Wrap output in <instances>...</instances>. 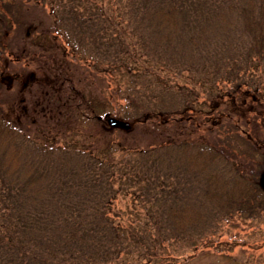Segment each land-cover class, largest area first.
Listing matches in <instances>:
<instances>
[{
  "label": "trees",
  "instance_id": "trees-1",
  "mask_svg": "<svg viewBox=\"0 0 264 264\" xmlns=\"http://www.w3.org/2000/svg\"><path fill=\"white\" fill-rule=\"evenodd\" d=\"M66 1L79 2L83 9L77 6L66 9ZM132 2L0 0V60L8 44L6 38L13 26L20 23L26 8L46 6L55 21L60 19L61 12L76 11L78 13L69 18L77 21L81 30L76 34L72 48L79 46L82 50L79 57L73 51V57L88 62L94 76H99L98 80L104 81L108 76L107 80L111 78L113 83L111 94L105 95L100 91L98 97H91L88 103L85 102L86 113L82 112L84 114L78 122L63 128V132H75V126L86 125L88 130L81 131V140L63 138L64 141L56 145L61 132L57 125L49 123L50 128H37L36 133L41 134L42 140L50 139V142L34 143L29 150L19 144L20 134L26 130L17 121L10 123L5 120L0 99V264H186L190 260L186 251L194 254L199 245L202 249L215 247L209 239L198 238L195 240L198 242L190 239L193 231L202 234L200 224L204 223V216L192 205L172 204V191L162 187L164 180L170 183L171 176L162 175L157 166L156 175H152L153 170L148 165L150 159L171 158L170 152L177 144L184 146V150L188 149L196 131L190 129L178 135L171 133L169 138L160 136L170 129L168 123L172 117L169 116L178 114L187 120L190 108H162L156 103L155 95L181 91L184 89L182 86L188 84L177 81L186 68L172 54L175 51L172 44L179 47L190 43L188 35L184 36L185 41L179 39L177 15L184 1L165 0L158 5L145 3L144 7L142 0ZM127 4L131 6L127 8ZM231 9L237 15L247 43L237 57L230 58L226 54L229 51L224 53L227 56L223 62L227 77L233 79L230 82L242 79L252 64L259 75H264V0H245L241 5H231ZM107 11L114 16L109 18L105 14ZM121 13L129 16L121 19ZM105 21L109 22L108 26L94 25ZM147 23L154 26L148 24L147 35H141L137 30ZM90 26L95 31L82 32ZM55 29L51 31L55 33ZM51 31L46 30L47 45H42L40 51L60 46L57 35H50ZM96 41H100L99 47L104 42L113 48V53L104 52L102 56L95 51H87L90 43ZM61 56L67 59L65 52H61ZM254 76L237 83L229 92L232 97L227 105L235 107L242 119L248 115L242 96L239 104L235 105L233 101L237 100L239 87L244 84L258 89ZM223 98L224 95L219 99L224 101ZM78 99L80 104L85 100L83 96ZM261 100L264 101L263 95L256 97L257 104ZM61 102L56 97L57 106ZM97 103L111 104L110 113L128 119L126 121L131 127L124 131L129 134H135L139 128L159 120L150 126L152 140L146 144L137 140L128 143L120 138L111 141L100 126L105 120L96 112ZM256 116L264 130V115L261 112ZM83 121L87 124H82ZM251 138L248 135L245 140L250 142ZM195 139L200 146L191 155L184 154V162L196 174L204 173L223 156H230L224 148L208 143L206 137ZM251 145L264 159V152H261L263 143ZM58 152L61 154L57 159ZM263 159L256 163L255 170L250 167L248 171L247 166L244 168L246 171L237 168L241 175L233 183L222 182L215 175L206 179L205 195L219 212L227 215L237 211L252 215L264 209ZM138 161H141L139 166ZM144 189L149 190L150 196ZM119 195L130 196L132 204L140 203L142 207L138 211L117 209L115 202ZM159 199H162L160 208L152 209L150 206L153 207ZM162 202L167 203L161 205ZM176 240L183 246L181 249H176Z\"/></svg>",
  "mask_w": 264,
  "mask_h": 264
},
{
  "label": "rangeland",
  "instance_id": "rangeland-1",
  "mask_svg": "<svg viewBox=\"0 0 264 264\" xmlns=\"http://www.w3.org/2000/svg\"><path fill=\"white\" fill-rule=\"evenodd\" d=\"M135 1L133 0L132 4ZM164 1L142 0V4L144 7L145 3L158 5ZM183 1V6L177 15L180 25L179 39L185 41L184 36L188 35L190 43L179 47L172 44L175 50L172 54L186 68L177 81L180 84H188L186 87L182 86L184 89L181 91L172 90V93L160 92L155 95H157L156 103L162 108H171L172 110L185 106L190 108L186 114L187 120L180 118L178 114L169 116L172 117L168 123L170 129L164 131L160 136L169 138L171 133L178 135L180 132H187L190 129H196V131L192 137L193 143L188 149L184 150V146L177 144L170 152L171 158L165 157L163 160L160 158L162 161L150 159L148 165L153 170L152 175H156L155 168L157 166L162 175L169 174L171 176L170 183H166L164 180L162 187L164 190L172 191V204L192 205L204 216L205 221L202 225L200 224V233L202 232V234L193 231L190 239L194 242H198L195 241L198 238L209 239L215 247L202 249L199 245L194 254L186 251L185 254L190 257L186 264H264V209H259L252 215L237 211L224 215L211 204L205 195V182L209 176L215 175L222 182L233 183L241 175L239 172L237 173V168L249 171V168L252 167L255 170L257 169L256 163L263 159L259 157L261 155L255 152L251 144L262 142L264 145V130L261 129V122L256 116L261 112L264 115V101L261 100L260 104L256 102L257 96L262 97L263 95L264 99V75L260 74L262 75L260 76L252 64L242 79L230 82L233 79L227 77V68L223 64L224 58L227 57L224 56L226 51H229L226 54L230 55V58L237 57L238 52L247 43L237 22V15L232 9L229 10L231 5L239 3L241 5L245 0ZM65 4L66 9L72 6L83 9L79 2L75 4V2L68 3L66 1ZM128 6L131 5L127 4L126 7L128 8ZM220 8H222V12H220ZM76 13L78 12H61L60 19L55 21L46 6H39L38 9L28 7L23 11L18 26L14 25L6 38L8 44L5 46L0 60L2 114L6 121L10 123L17 121L24 127L26 132L20 134L22 138L19 144L26 147L27 150L31 149L34 143L50 142V139L42 140L39 137L41 134L36 133L37 128L42 130L50 128L49 123L57 125L61 132L56 139V145L64 140H81V131L88 130L86 125L75 126V132L66 131V133L63 132L65 130L63 128L78 122L80 116L86 113L85 105L91 100V97H98L100 91H103L105 95L112 93L111 78L108 81V76H106L107 79L104 81L98 80L99 76H94V71L88 62L84 63L79 58L77 60L72 55V52L76 51L77 56H75L79 57L82 50L79 46L72 48L76 34L81 30L77 27V21L69 18ZM105 14L109 18L114 16L111 11H107ZM127 16H129L128 13L120 14L121 19ZM96 24L108 26L109 22L94 23L95 26ZM148 24L154 26L152 23H147L141 25V30L137 31H141V35L146 36ZM54 27L58 30L55 29V33L51 31ZM46 30H50L52 36L57 35L60 46L54 50L49 48L40 51L42 45H47ZM92 31H95L92 26L82 30L85 33ZM62 36L67 37L69 41L66 42ZM98 42L100 41L91 42L87 51H95L102 56L104 52L113 53V48H109L104 42L103 46L99 47ZM61 52L66 53L67 59H63ZM253 74H255L254 78L257 81L258 89L248 88L244 84L239 87L237 100L233 101L236 103L235 105L239 104L240 96H242L244 110L248 114L246 118L242 119L235 111V107L227 105V103L230 104L228 99L232 97L229 92L233 91L237 83L252 78ZM126 81L127 79H125V85ZM246 91H249L248 96L241 95ZM59 92L60 96H58ZM223 95L225 99L223 98L224 101H221L219 98ZM80 96L85 98L82 104L79 103ZM56 97L62 100L58 106L55 103ZM97 104L96 112L104 120L109 117L128 120L121 115L110 113L111 104ZM195 111H198L199 114ZM169 117L165 119H169ZM158 121H151L150 125L139 128V132L135 134H129L122 128L112 130L113 128L104 122L100 126L108 133L111 141L120 138L128 143L137 140L146 144L152 140L150 126ZM58 124L60 125L58 126ZM82 124L87 123L83 121ZM248 135L252 137L250 142L245 140ZM132 136L137 138L132 139ZM199 136L206 137L207 142L215 143L217 148H224L230 156H223V159H218L210 165L207 171L196 174L185 166L184 154L189 156L200 146L195 139ZM261 152H264V148ZM60 154L61 152L56 154L57 159ZM75 158L76 156H74ZM66 162L69 161L66 160ZM71 162L74 163V160L71 159ZM140 162H137L138 166ZM71 166L70 164L69 167ZM245 167L246 169H244ZM144 191L147 190L144 189ZM149 194L148 190L146 195ZM161 200L159 199L153 203V207H150L159 209ZM131 202L130 196L119 195L115 207L120 210L132 208L131 211H138L142 207L140 203L132 204ZM166 203L162 202L161 205H166ZM178 240L182 239L178 238ZM178 240H176L175 247L181 249L183 246Z\"/></svg>",
  "mask_w": 264,
  "mask_h": 264
},
{
  "label": "water",
  "instance_id": "water-1",
  "mask_svg": "<svg viewBox=\"0 0 264 264\" xmlns=\"http://www.w3.org/2000/svg\"><path fill=\"white\" fill-rule=\"evenodd\" d=\"M106 123L111 128H116V127L122 128V129H129L130 128V124L127 121L120 120V119L113 118V117L107 118Z\"/></svg>",
  "mask_w": 264,
  "mask_h": 264
},
{
  "label": "flooded vegetation",
  "instance_id": "flooded-vegetation-1",
  "mask_svg": "<svg viewBox=\"0 0 264 264\" xmlns=\"http://www.w3.org/2000/svg\"><path fill=\"white\" fill-rule=\"evenodd\" d=\"M244 95H245V96H248V95H249V93H248V92H245V93H244Z\"/></svg>",
  "mask_w": 264,
  "mask_h": 264
}]
</instances>
